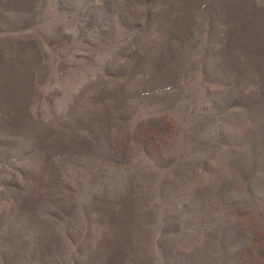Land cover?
<instances>
[{
    "label": "rangeland",
    "instance_id": "1",
    "mask_svg": "<svg viewBox=\"0 0 264 264\" xmlns=\"http://www.w3.org/2000/svg\"><path fill=\"white\" fill-rule=\"evenodd\" d=\"M0 264H264V0H0Z\"/></svg>",
    "mask_w": 264,
    "mask_h": 264
}]
</instances>
